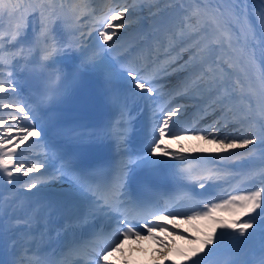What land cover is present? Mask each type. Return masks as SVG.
I'll return each instance as SVG.
<instances>
[{
    "label": "bare ground",
    "instance_id": "obj_1",
    "mask_svg": "<svg viewBox=\"0 0 264 264\" xmlns=\"http://www.w3.org/2000/svg\"><path fill=\"white\" fill-rule=\"evenodd\" d=\"M20 1L23 0H0V30L2 29L1 24L7 20L4 14H1V5H17ZM179 1L185 4L189 0ZM190 1H193V3L198 1V4L192 7V12L201 11V14L209 19L207 26L210 30L212 29L210 27L211 24L217 26L219 31L212 36L213 38L211 40H213L215 45H219L221 49L227 51L223 53L225 58L222 62L230 71L228 78L238 79L235 82L236 86L233 90L243 89L241 94L250 96L253 99V104L250 106L247 101H240L234 105L237 107V110L234 112L230 108H227L228 117L221 123L218 129L219 131L212 133L211 130H206L208 126H203L191 136L185 135L181 138H176L177 146L174 145L175 140L171 143V140L168 138H162L156 141L155 148L149 157L153 162L167 156L183 158L187 154L184 152V149L187 148L186 146L194 143L196 147H193L194 149L190 150L188 155L200 156L207 154L210 168L216 170V174L224 176L232 175V178L239 174L242 176L248 175L250 166L246 162L240 163L242 157L246 159L251 155L260 156L264 154V0ZM152 2L153 0H143V5H148ZM174 5L175 3L172 5L163 4L161 7H157L152 3L144 11L128 5L120 11L111 13L108 29H110L111 33H115V35H107L104 39L105 45L115 40L117 38L116 36L122 35V32L123 34L128 33L132 38L135 36L142 37L147 26L152 24L153 17H156L163 8L166 9ZM10 20L16 22L18 19L12 17ZM12 27L17 33L20 32L17 24L12 23ZM44 32L48 33L46 29H44ZM175 41H179V38H176ZM35 43L33 36H26L21 56L24 61H33V65L39 68L44 80H51L61 72V69H67L64 66L52 67L48 64L44 65L35 58L33 59L31 50L32 45ZM203 50L201 48L196 50L193 55L188 54L185 56L184 61H181L177 67H173L169 71H178L182 67L185 68L188 63L195 60L199 55H203ZM114 55L116 53L113 51H108L107 54L102 52L101 56H104V58L100 63L94 59L92 63L88 62L87 65L96 64L105 71L113 69L118 64L117 59L111 58ZM216 79L212 77L206 79L208 82L200 87V89L198 88L196 93L206 90L208 88L207 85L210 84L209 80L213 82ZM12 80L15 86L22 90L21 85L23 82L21 77L16 76ZM179 80L181 79L179 78ZM206 80L203 78L202 82ZM172 82L173 80L164 81L161 86H158L153 91V95L156 97L157 93L158 95H162L164 91H169L168 88H170ZM23 90H26V88H23ZM21 97L25 98L26 96L23 95ZM196 105L195 103L192 106H184L183 110L186 109V112L190 111ZM182 111L179 110L177 112V120L185 116L186 112L178 118V113ZM243 111L245 114L250 112L255 113L259 123L234 127L231 122H235L237 115L243 113ZM14 112L12 110L1 112L0 120L9 115H16ZM9 122L4 123L5 125L0 123V137L5 138L6 135L4 136V132L11 126ZM18 124L20 125V123ZM23 128L24 132L20 133V137L29 138V130L25 129V126ZM160 133L163 136L165 134L163 130ZM31 135L33 137V134ZM13 136H16V134L12 135L10 140L13 139ZM259 136L260 139L257 141ZM209 140L214 143L206 146L205 142ZM4 141L8 143L6 139ZM157 146L160 149L159 151L157 150ZM23 148L27 149L28 146H24ZM20 151L21 149L14 150L9 146L5 149L4 143L0 142V184L11 179L12 187L13 201L10 204L0 202V218L1 220H9L8 224L11 223V218L18 212L16 206L19 204V201L28 194V191L26 189L23 190L22 187L13 188L14 180L12 179L15 178V182L18 183L20 181L23 182L22 172L12 164L13 160L19 156ZM231 182L224 184V191H230L235 187ZM242 191H247V194H242ZM259 193L263 194L259 195ZM238 194H240L239 197H236ZM231 197L233 198L231 199L229 197L228 199L221 200V203H216L213 206L214 212L212 210L210 211V213L213 212L212 216H208L206 213L199 211L190 212L193 210L184 208L170 211V214H174L175 216H166L164 220L170 221L173 228L188 230L194 236L193 239L183 237L178 232H168L162 227L157 231V235H149L136 241L121 242L117 246V251H110L109 254L111 257L128 258L133 256L135 259H167L171 256L170 249L176 244V240L174 241L173 238H177V240L182 241V246L180 247V252L174 254V256L178 264H186L190 261L191 255H200L202 251L209 250L212 244L220 239L222 233L230 229H236L235 236L228 245L230 247L228 252L238 253L240 258L239 264H264V212L254 211V208L260 203L256 202L255 204V200L264 197V182L256 183L252 189H240ZM206 216L207 218H205ZM161 233L164 234L162 238L160 237ZM157 241L159 243L158 245H156ZM167 241L170 245H168ZM150 251L152 253L147 256ZM133 253L134 255H132ZM209 257L206 256L203 261L209 259Z\"/></svg>",
    "mask_w": 264,
    "mask_h": 264
},
{
    "label": "rangeland",
    "instance_id": "obj_2",
    "mask_svg": "<svg viewBox=\"0 0 264 264\" xmlns=\"http://www.w3.org/2000/svg\"><path fill=\"white\" fill-rule=\"evenodd\" d=\"M39 0H28V2H27V5H29V6H32V5H34L35 3H37ZM1 7L3 8H1V14H6V13H8L9 12V10L7 9L8 7L6 6V5H1ZM5 11V12H4ZM49 28V27H48ZM49 30V29H48ZM207 50H203L202 52H206ZM221 68L223 69L224 68V66H221ZM216 75V72L214 73V76ZM218 81V80H217ZM7 84H9V83H7ZM3 85V87H2V91L3 90H5V92H3L5 95H7V96H10V97H12V99H15V96L17 95V92H16V90H15V87L12 85V84H9V85ZM234 86H236V84L234 85ZM0 90V91H1ZM173 98L171 97L169 100L172 102L173 100H172ZM176 99V98H175ZM170 102V103H171ZM16 106H13V105H11V104H6V105H4L2 108L3 109H6V110H9V109H16L15 108ZM175 110H177V109H175ZM175 110H173V112L175 111ZM186 112V109L185 110H183L181 113H178V118L181 116V115H183L184 113ZM6 121V122H5ZM8 121H16V119L15 118H13V116H8V117H6V118H4L1 122H3V124L4 123H7ZM9 122V123H10ZM16 124H11V126H9V128L4 132V134L6 135L5 137H10L11 135H13L15 132H16V128H14V127H12V126H15ZM218 125V126H217ZM219 123H214V124H212L211 126H210V129H214V131H219L218 129H219ZM23 138V137H22ZM21 138V139H22ZM16 140H20V138L19 137H16V138H14L12 141H16ZM24 140V139H23ZM11 141V142H12ZM174 141V140H173ZM172 141V142H173ZM176 141V140H175ZM174 141V143H176ZM210 141V144H213L214 142L213 141H211V140H209ZM208 141V142H209ZM17 142H19V141H17ZM207 142V141H206ZM206 142H205V144H206ZM173 143V144H174ZM187 148L189 147H191L190 149L188 148H185L184 149V152H190V150H193L194 148L193 147H195L193 144L192 145H187L186 146ZM186 150V151H185ZM183 151V150H182ZM259 176H261V173L260 174H258V175H256V177H259ZM222 181V183H224V182H227V181H229L228 180V178H225V179H223V180H221ZM255 195V194H254ZM260 202V203H258L257 204V207L256 208H254V211L255 212H264V198H261V199H259V200H255V204H256V202ZM258 207H260V208H258ZM250 210H252V208H250ZM205 218H207V216L205 217Z\"/></svg>",
    "mask_w": 264,
    "mask_h": 264
}]
</instances>
